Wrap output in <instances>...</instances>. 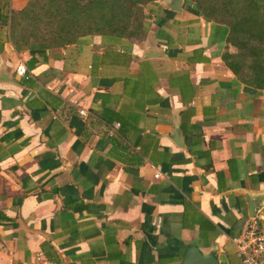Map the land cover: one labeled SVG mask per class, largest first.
I'll use <instances>...</instances> for the list:
<instances>
[{
  "label": "crops",
  "instance_id": "obj_1",
  "mask_svg": "<svg viewBox=\"0 0 264 264\" xmlns=\"http://www.w3.org/2000/svg\"><path fill=\"white\" fill-rule=\"evenodd\" d=\"M28 1L0 0V264H243L232 239L264 209V89L222 60L226 26L158 0L141 41L17 50Z\"/></svg>",
  "mask_w": 264,
  "mask_h": 264
},
{
  "label": "trees",
  "instance_id": "obj_2",
  "mask_svg": "<svg viewBox=\"0 0 264 264\" xmlns=\"http://www.w3.org/2000/svg\"><path fill=\"white\" fill-rule=\"evenodd\" d=\"M155 1L29 0L12 13L10 38L17 50L58 47L86 35L141 41L148 30L144 10ZM190 3L206 21L226 26V66L244 84L264 89V0Z\"/></svg>",
  "mask_w": 264,
  "mask_h": 264
},
{
  "label": "built area",
  "instance_id": "obj_3",
  "mask_svg": "<svg viewBox=\"0 0 264 264\" xmlns=\"http://www.w3.org/2000/svg\"><path fill=\"white\" fill-rule=\"evenodd\" d=\"M18 74H24L25 67L20 66ZM80 115L88 114L85 108L79 110ZM156 177L159 174L155 175ZM237 256L243 264H264V209L247 218L240 233L232 239ZM37 264H58L48 261Z\"/></svg>",
  "mask_w": 264,
  "mask_h": 264
},
{
  "label": "water",
  "instance_id": "obj_4",
  "mask_svg": "<svg viewBox=\"0 0 264 264\" xmlns=\"http://www.w3.org/2000/svg\"><path fill=\"white\" fill-rule=\"evenodd\" d=\"M168 8L174 10V11H180L181 5L183 3V0H165L163 2ZM212 258L211 256H201V258L197 262H190L189 260L184 262L182 264H204L206 261H209V259ZM209 263V262H207ZM211 264V263H209Z\"/></svg>",
  "mask_w": 264,
  "mask_h": 264
},
{
  "label": "rangeland",
  "instance_id": "obj_5",
  "mask_svg": "<svg viewBox=\"0 0 264 264\" xmlns=\"http://www.w3.org/2000/svg\"><path fill=\"white\" fill-rule=\"evenodd\" d=\"M145 11V10H144ZM146 14V13H145Z\"/></svg>",
  "mask_w": 264,
  "mask_h": 264
}]
</instances>
